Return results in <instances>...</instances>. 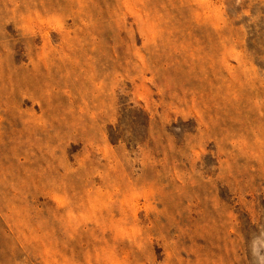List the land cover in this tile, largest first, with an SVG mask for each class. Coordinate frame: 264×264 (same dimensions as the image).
<instances>
[{"label": "rangeland", "instance_id": "obj_1", "mask_svg": "<svg viewBox=\"0 0 264 264\" xmlns=\"http://www.w3.org/2000/svg\"><path fill=\"white\" fill-rule=\"evenodd\" d=\"M0 264H264V0H0Z\"/></svg>", "mask_w": 264, "mask_h": 264}]
</instances>
